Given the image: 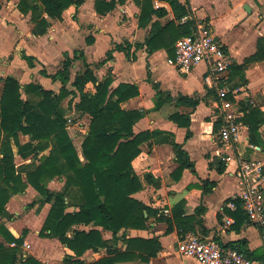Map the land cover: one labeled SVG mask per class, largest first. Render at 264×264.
I'll return each mask as SVG.
<instances>
[{
	"label": "crops",
	"instance_id": "0c3cea01",
	"mask_svg": "<svg viewBox=\"0 0 264 264\" xmlns=\"http://www.w3.org/2000/svg\"><path fill=\"white\" fill-rule=\"evenodd\" d=\"M19 2L0 0V99L8 76L15 77L23 86L34 82L59 93L61 82L53 81L41 71L45 69L48 73H56L62 66L65 53L73 56L74 51L82 50L84 58L76 59L71 68V82L67 85L71 93L61 102L67 119V131L82 162H86L83 143L89 134L91 116L76 109L79 97L72 92L75 90L72 81L77 73L84 70L85 61L92 66L99 79H104L109 73L112 75L111 91L121 83L136 84L139 88V94L124 102L122 107L145 112L134 126L135 134L150 131L156 135L141 144V153L133 160V170L143 185L142 190L133 194V197L155 212L148 219V228H123L118 233L115 247L125 251L128 246L126 238L151 239L156 236L162 248L149 261L133 259L120 264H200L196 259L179 253L177 246L181 234L178 228L175 226L172 232L167 233L166 221L159 220L160 217H171L174 207L182 200H185L183 217L194 216L195 233L213 238L224 247L240 246L238 241L246 240L251 251L264 249V238L257 225L246 219L237 227L233 215L225 212V208L230 212L236 210L233 200H241L243 186L236 178V162L228 163L221 158L224 150L219 133L215 132L219 105L216 94L204 82L208 70L206 64L201 63L191 71H182L168 63V58L173 56L166 48L150 53L144 46L137 50L136 60L116 50L113 60L99 65L107 51L116 44L125 40L143 43L148 38L151 23L140 26L141 7L135 0L117 3L106 14L97 11L96 0H85L79 7L71 5L63 12L61 20L45 14L51 26L44 35L32 32L31 13H22L18 8ZM189 5L191 14L187 21L195 22L196 25L209 24L231 56L234 67L247 64L246 59L257 51L258 41L264 37V0H189ZM154 6L165 7L168 11L160 19L163 26L172 20L183 23L182 19L175 18L168 2L156 0ZM88 37L93 39L92 43L88 42ZM48 46H53V64L42 54ZM22 52L36 58L34 67L22 58ZM230 86L237 90L241 106L250 111L258 109L264 118V60L245 65L242 76H233L231 70ZM87 90H94L91 83L87 85ZM159 92L165 95L164 101L159 109H155ZM180 95L191 100L187 104L177 103L176 98ZM23 98L27 99V96L24 94ZM73 114H77L78 118H73ZM243 117L240 140L234 145V153L246 159L258 157L260 153L251 148L250 126L243 121ZM188 121L190 124L187 127ZM258 131L260 144L256 145L264 150V121L259 124ZM188 132H191L190 137H187ZM19 138L22 144L31 140L28 134L20 133ZM174 143L180 144L194 163V170L185 168L179 179L174 177L175 170L180 166ZM13 150L16 166H24L27 170L34 169L40 163L39 158L49 152L47 150L39 155L23 157L15 144ZM147 174H151L152 179L158 182L147 179ZM23 177L26 179L25 174ZM205 180L214 182L206 185L208 191L202 186ZM65 181V177H57L49 182L48 187L53 192L61 191ZM69 201L67 197L66 202ZM50 208L51 203L44 202V197L31 185L24 192L13 195L7 203L8 214L0 215V225H5L17 238L24 237L17 264H24L29 257L43 264H62L67 257L88 263L108 255L107 248H99L89 249L77 257L57 237H41L40 231ZM78 209L77 205L69 204L67 211ZM93 228L101 230L105 239H111V231L94 223L75 225L68 235L71 236L74 229L89 231Z\"/></svg>",
	"mask_w": 264,
	"mask_h": 264
},
{
	"label": "trees",
	"instance_id": "16d2710c",
	"mask_svg": "<svg viewBox=\"0 0 264 264\" xmlns=\"http://www.w3.org/2000/svg\"><path fill=\"white\" fill-rule=\"evenodd\" d=\"M85 0H20L19 10L31 13L33 24L32 32L35 35H44L48 32L51 22L45 16L61 20L63 12L75 5L81 6ZM125 0H96V9L100 14L111 12L117 3ZM156 0H135L141 7L139 16L140 26L151 23V31L143 43H132L125 40L116 44L107 51L106 56L99 62L103 65L114 59V52L122 51L131 60L137 59V50L146 46L151 53L155 50L166 48L174 56L175 43L183 37L190 35L196 23L187 21L177 23L170 21L165 26L160 19L168 14L165 7H155ZM168 2L174 12L175 18L180 20L191 14L189 0H160ZM2 4L0 3V8ZM156 19H153V18ZM88 42L93 39L88 37ZM22 58L29 66H35L36 58L22 52ZM78 58H84V52L74 51L73 56L65 53L62 66L56 73H48L45 69L41 73L53 81H60L62 88L59 93L45 89L38 83L31 82L22 85L15 77L8 76L0 99V215H7V203L13 195L24 192L28 185L33 186L43 197L44 202L51 203V208L45 223L40 231L41 237H57L61 243L73 250L77 257L82 256L87 250L107 248L108 255L94 262H85L73 257L65 258L62 264H120L124 261L141 259L149 261L161 250L158 237L142 239L137 237L126 238L128 244L125 251H120L115 245L118 233L123 229H146L148 219L154 210L142 201L133 197V194L142 190L143 185L139 176L133 170V160L141 153V144L155 137V132L145 131L135 134V124L144 116L145 112L138 109H125L122 104L139 94L136 84L121 83L112 91V75L109 73L104 79H99L92 66L85 61L84 70L77 73L72 81L75 88L72 91L79 97L76 109L91 116L89 134L83 143V154L86 162H82L78 152L67 131L61 102L71 91L67 85L71 82V68ZM264 60V37L258 41L257 51L246 63ZM245 64V65H247ZM245 65L232 64V75H243ZM91 83L94 90H87ZM158 89L159 87L155 85ZM214 94L215 91L212 90ZM27 99L23 98V95ZM159 92L155 109H159L164 101ZM167 98H172L166 95ZM177 103L187 104L191 98L180 95ZM197 103V102H195ZM250 126L251 144H260L259 124L264 121L263 114L258 109L248 110L243 117ZM188 121L186 126L188 127ZM220 120L215 124V132L219 131ZM28 134L31 140L25 144L20 142L19 135ZM191 136L188 132L187 137ZM13 144L18 148V153L23 157L39 155L49 150L39 158V164L32 170L26 167H17ZM177 160L180 166L175 170L174 177L179 179L185 168L194 170V163L189 154L180 144L174 143ZM220 171H223L220 169ZM25 174V178L23 177ZM57 177H65V185L61 191L53 192L49 189V182ZM147 179H152L147 174ZM207 184H214L205 180L202 185L205 191ZM70 198L69 203L66 198ZM231 200V199H230ZM228 200L227 202H229ZM236 210L230 212L235 218V225L239 227L248 219L240 199L233 200ZM69 204L79 207L77 211H67ZM185 200L179 202L173 209L171 217H160L166 221L167 233L172 232L175 226L179 234L194 232V216L183 217ZM200 211V209H199ZM146 213L148 216H146ZM103 227L112 232L111 239H105L99 229L89 231L74 229L71 236L68 232L78 224ZM26 233V232H25ZM240 246H234L250 258L264 262V249L251 251L246 240L238 241ZM10 244H14L11 246ZM24 237H15L5 225H0V264H17L18 254L22 252ZM139 252L138 254L135 252ZM24 264H43L34 257L27 258Z\"/></svg>",
	"mask_w": 264,
	"mask_h": 264
},
{
	"label": "built area",
	"instance_id": "2783aa9c",
	"mask_svg": "<svg viewBox=\"0 0 264 264\" xmlns=\"http://www.w3.org/2000/svg\"><path fill=\"white\" fill-rule=\"evenodd\" d=\"M188 18L183 17L182 22ZM174 49V56L168 58L170 65L186 72L201 63L207 66L204 82L215 91L219 105L218 133L224 150L221 158L228 163L236 162V178L243 186L240 194L243 210L248 220L260 228L264 238V150L251 144L260 156L250 159L234 153L243 127L241 119L248 110L241 106L237 90L230 86L232 58L207 23L197 24L190 35L179 38ZM177 249L182 256L194 258L200 264H264L235 247H224L213 238L191 231L181 235Z\"/></svg>",
	"mask_w": 264,
	"mask_h": 264
},
{
	"label": "rangeland",
	"instance_id": "374dc122",
	"mask_svg": "<svg viewBox=\"0 0 264 264\" xmlns=\"http://www.w3.org/2000/svg\"><path fill=\"white\" fill-rule=\"evenodd\" d=\"M42 54H43V56L46 57V60L49 63H52L53 64V56H52V54H53V46H48V49L45 50V51H43ZM49 69L50 70H53L52 68H49ZM72 117L75 118V119L78 118L77 117V114H73Z\"/></svg>",
	"mask_w": 264,
	"mask_h": 264
}]
</instances>
